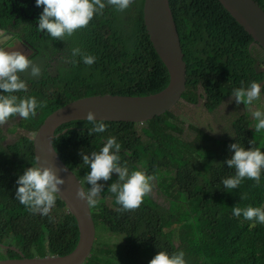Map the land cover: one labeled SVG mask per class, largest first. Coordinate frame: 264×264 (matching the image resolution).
<instances>
[{"label": "trees", "instance_id": "1", "mask_svg": "<svg viewBox=\"0 0 264 264\" xmlns=\"http://www.w3.org/2000/svg\"><path fill=\"white\" fill-rule=\"evenodd\" d=\"M253 1L264 11V0ZM168 3L186 65L182 102L196 105L202 100L211 114L233 99L232 92L242 81L245 87L251 82L264 85V51L256 50L250 35L217 0ZM142 9L143 0H134L123 12L106 6L86 28L64 40L67 61L54 72H46V63L39 77L20 75L27 91L14 94L47 105L38 107L35 117L18 116L7 130L14 134L20 129L30 136L17 134L5 145L0 136V245L14 247L23 258L65 256L78 241L76 221L59 198L49 216L33 214L15 199L16 180L35 163L30 137L44 119L84 97H142L168 84L167 71L145 30ZM51 40L47 44L55 52L60 42ZM76 47L96 57L95 63L86 66L77 56L73 64L71 50ZM171 111L142 124L106 122L104 133L91 136L87 121H72L55 131L53 148L78 181L90 172L80 151H99L106 138L115 136L121 144V163L126 162L130 171L154 176L157 191L168 203L161 206L147 195L137 209L118 211L120 206L107 190L117 174L98 181L104 188L97 207L90 208L95 239L84 264H147L158 251H183L186 264H264V224L232 214L235 205L264 208V172L259 186L244 179L238 188L228 190L221 183L234 175L224 163L233 154L229 145L239 143L248 150V142L254 140L264 152V133L256 132L242 116L231 124L232 137L220 139L185 124ZM89 186L86 183L85 190ZM17 258L19 253L9 249L0 253V260Z\"/></svg>", "mask_w": 264, "mask_h": 264}, {"label": "clouds", "instance_id": "2", "mask_svg": "<svg viewBox=\"0 0 264 264\" xmlns=\"http://www.w3.org/2000/svg\"><path fill=\"white\" fill-rule=\"evenodd\" d=\"M35 3L37 7L43 6L36 30L53 40L64 41L72 37L76 31L86 28L95 15H102L106 6L123 12L134 3V0H35ZM256 48L260 49L257 44ZM71 56L73 64L76 63L74 58L80 56L83 64L89 67L96 60V57L82 53L78 47L72 48ZM25 72L34 78L41 75L40 67L22 51H6L0 47V92L3 93L0 94V125H4L13 116H19L24 120L35 117L38 107L43 109L47 106L46 103L38 102L35 97H18L14 94L27 91L26 81L20 76ZM263 87V83L257 82H251L245 87L242 81L241 87L232 92V98L237 104L247 106L256 121L253 126L256 132L264 130V110L253 109L252 106L259 100ZM86 121L92 125L88 129L89 136L93 133H104L107 129L106 122L97 121L92 111L87 112ZM248 143L251 145L248 150L239 143L229 145L233 154L224 163L229 169H234V175L221 181L225 189L238 188L244 179L252 180L255 182L254 186H259L261 173L264 172V152L254 146V140ZM120 150L121 144L117 142L115 136H110L106 138L99 151H92L90 154H86L84 150L80 151L82 163L90 172L80 181L75 197L83 201L88 208H95L100 202L99 197L104 185L97 182L109 181L113 173L117 174L118 179L111 183L107 190L114 196L115 204L120 206L118 211L137 209L144 197L151 193L155 177L140 170L130 171L126 162L121 163ZM38 161L39 157H35V163L25 169L16 180L18 187L15 199L33 214L49 216L56 205L58 193L61 192L60 186L65 181L58 177L53 166L42 167ZM44 163L47 165L46 161ZM60 171H67V168ZM86 183L91 185L90 189L85 190ZM246 198V195L241 196V199ZM232 214L235 217L242 215L248 221L264 224V208L261 207L241 208L235 205L232 207ZM18 253L21 254L19 251ZM184 255L183 251L178 253L158 251L147 264H186Z\"/></svg>", "mask_w": 264, "mask_h": 264}, {"label": "water", "instance_id": "3", "mask_svg": "<svg viewBox=\"0 0 264 264\" xmlns=\"http://www.w3.org/2000/svg\"><path fill=\"white\" fill-rule=\"evenodd\" d=\"M217 1L264 51V11L253 0ZM142 14L149 41L167 71V86L156 94L142 97L103 95L72 101L49 114L30 137L34 160L39 157L38 163L42 167L53 166L58 177L65 181L60 186L58 198L76 221L78 241L75 248L61 257L47 255L43 258H23L19 254L20 258L2 259L0 264H83L90 256L95 239L90 208L75 197L80 181L65 166L58 154H54L52 141L60 126L72 121H86L89 111L95 114L97 121L142 124L170 111L181 101L186 84V65L168 0H143ZM23 47L21 46L20 51L27 57L31 56L32 50ZM62 168H67V171H60ZM0 248L18 252L14 247L0 245Z\"/></svg>", "mask_w": 264, "mask_h": 264}, {"label": "flooded vegetation", "instance_id": "4", "mask_svg": "<svg viewBox=\"0 0 264 264\" xmlns=\"http://www.w3.org/2000/svg\"><path fill=\"white\" fill-rule=\"evenodd\" d=\"M42 12L43 6L37 7L35 0H0V47L6 51H20L21 46L32 50L28 58L33 62L44 58L42 63H47L45 70L49 73L54 72L67 59H64V41L55 40L60 45L55 52L50 51L47 44L50 37L36 30Z\"/></svg>", "mask_w": 264, "mask_h": 264}, {"label": "rangeland", "instance_id": "5", "mask_svg": "<svg viewBox=\"0 0 264 264\" xmlns=\"http://www.w3.org/2000/svg\"><path fill=\"white\" fill-rule=\"evenodd\" d=\"M256 50L260 51L258 48H256ZM43 61L44 58H40L39 60H35L34 63L38 65L42 70V67L45 64V62L42 63ZM25 74L28 73L26 72ZM252 107L253 109L259 108L261 110H264V87L261 88L259 100L255 101ZM171 112L174 115L178 116L180 120L185 124H191L197 128L202 129L206 133L214 135L220 139H224L229 136L232 137L231 124L237 118L246 116L251 124V127H253L256 122L248 111L247 106H244L243 104H237L233 99L227 100L222 103L221 106L211 114L207 113L204 109L202 100H200L196 105H189L181 101L180 104L172 108ZM18 119L19 117L16 116L15 119H9L4 125H0V136L4 137V145L7 143H11L14 136H18L17 134H22L26 137L30 136V134L20 129H17L14 134L7 132L8 129H11L17 123ZM260 132L264 133V130H261ZM149 196L159 205L167 207V201L157 191L154 183ZM114 241L115 239H112V242ZM4 251L0 253L4 255Z\"/></svg>", "mask_w": 264, "mask_h": 264}]
</instances>
